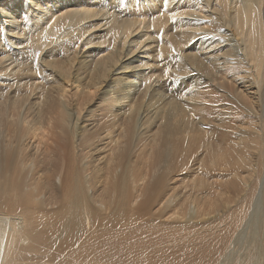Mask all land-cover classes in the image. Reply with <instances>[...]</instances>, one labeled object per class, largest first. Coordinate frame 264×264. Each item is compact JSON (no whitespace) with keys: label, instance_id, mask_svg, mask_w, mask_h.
Instances as JSON below:
<instances>
[{"label":"bare ground","instance_id":"obj_1","mask_svg":"<svg viewBox=\"0 0 264 264\" xmlns=\"http://www.w3.org/2000/svg\"><path fill=\"white\" fill-rule=\"evenodd\" d=\"M209 81L233 86L217 112ZM172 150L195 175L164 185L155 221L182 211L224 245L213 264H264V0H0V189L36 203L6 226L3 264L47 217L103 235Z\"/></svg>","mask_w":264,"mask_h":264},{"label":"rangeland","instance_id":"obj_2","mask_svg":"<svg viewBox=\"0 0 264 264\" xmlns=\"http://www.w3.org/2000/svg\"><path fill=\"white\" fill-rule=\"evenodd\" d=\"M232 87L226 82L224 87H220L216 81H209L201 93L206 95L207 92L208 96L214 98L212 109L217 112L220 106L226 104L224 102L226 93L230 94ZM66 90L65 104L72 108L75 104L74 91L69 84ZM92 103L94 104L90 109L96 111L95 122L98 125L102 124L104 122V117L101 116L103 113L102 104L95 99ZM63 132L67 133V130L63 129ZM59 133L61 134V132ZM54 140V138L51 139L50 145ZM105 142L108 143L109 141ZM32 143L35 144V141L32 140ZM57 146H59L58 142ZM63 149L66 157V154H69L68 144L67 146L64 145ZM173 153L172 150L167 155V165L160 173L162 174L161 180L158 183L152 181V184L150 181L151 185L148 183L150 187H147L148 192L145 191V195L142 194L134 204L129 195L130 201L127 198L128 202L126 200L123 207L115 215L114 225L109 230L104 231L103 235L101 234L103 230L100 233H94V230L85 228L83 223L78 225L82 221L74 212L71 213L72 218L70 219L47 217L41 219V225L35 237L23 236L21 229L16 231L22 238H17L14 243L10 253L11 264H213L214 250H217V247L221 250L224 248L223 244L221 245L222 248L214 244L213 234L205 231L204 227L183 226L182 211L178 210H174V216L165 220L161 219L162 221L156 220L157 223L162 222L156 224L155 219L157 217L154 216L149 207H152L154 202L152 199L157 198L166 183L172 181L176 186L183 185L195 175L194 172L181 169L184 168V165L180 161V157ZM54 174L55 177H51V180L55 184L54 191L57 192L59 175L62 172L56 171ZM154 184H156L155 187ZM55 192L53 193V200L57 201ZM145 197L149 198L146 200ZM35 206L36 203L33 202L30 195L22 197L13 193L11 184L5 189H0V227L2 231L0 249L3 248L5 241L10 236L6 226L12 222V217L21 214V212L28 214L36 208ZM43 212L37 210V215ZM209 212H211L210 207L207 209V213ZM72 220L73 223H71ZM139 229L141 230L139 231ZM243 233L244 235L247 233V226ZM241 244L242 242L238 241L237 247H241ZM219 249L217 251L220 252ZM0 264L3 262L0 261ZM227 264H238V259L229 260Z\"/></svg>","mask_w":264,"mask_h":264}]
</instances>
